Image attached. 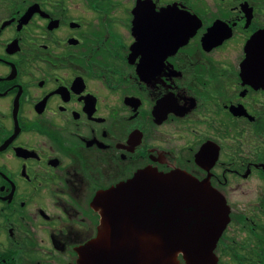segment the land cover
I'll return each instance as SVG.
<instances>
[{
  "label": "flooded vegetation",
  "instance_id": "flooded-vegetation-1",
  "mask_svg": "<svg viewBox=\"0 0 264 264\" xmlns=\"http://www.w3.org/2000/svg\"><path fill=\"white\" fill-rule=\"evenodd\" d=\"M146 170L209 182L219 264L254 258L264 0H0V264H81L96 198Z\"/></svg>",
  "mask_w": 264,
  "mask_h": 264
},
{
  "label": "water",
  "instance_id": "water-1",
  "mask_svg": "<svg viewBox=\"0 0 264 264\" xmlns=\"http://www.w3.org/2000/svg\"><path fill=\"white\" fill-rule=\"evenodd\" d=\"M95 207L100 233L81 264H96L99 248L100 264H219L230 208L207 181L146 170L101 193Z\"/></svg>",
  "mask_w": 264,
  "mask_h": 264
},
{
  "label": "rangeland",
  "instance_id": "rangeland-1",
  "mask_svg": "<svg viewBox=\"0 0 264 264\" xmlns=\"http://www.w3.org/2000/svg\"><path fill=\"white\" fill-rule=\"evenodd\" d=\"M262 186H264V183L257 179L252 180V181L250 180V181L243 182L242 187H241V192L232 193V199L246 204L247 201H252L256 199L258 195V190ZM261 237L264 238V235L262 234ZM222 264H237V263H232L228 259L227 260L223 259Z\"/></svg>",
  "mask_w": 264,
  "mask_h": 264
},
{
  "label": "trees",
  "instance_id": "trees-1",
  "mask_svg": "<svg viewBox=\"0 0 264 264\" xmlns=\"http://www.w3.org/2000/svg\"><path fill=\"white\" fill-rule=\"evenodd\" d=\"M260 249L259 251H256V249H252L253 254L251 260H240L236 256L233 257L232 261L233 263L237 264H264V238L261 237L260 243H259Z\"/></svg>",
  "mask_w": 264,
  "mask_h": 264
}]
</instances>
